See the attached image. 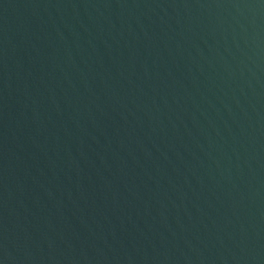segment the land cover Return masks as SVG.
<instances>
[{"label":"water","instance_id":"obj_1","mask_svg":"<svg viewBox=\"0 0 264 264\" xmlns=\"http://www.w3.org/2000/svg\"><path fill=\"white\" fill-rule=\"evenodd\" d=\"M0 264H264V0H0Z\"/></svg>","mask_w":264,"mask_h":264}]
</instances>
